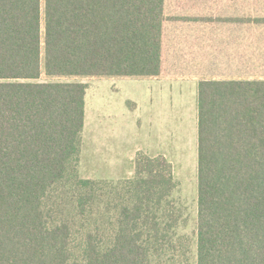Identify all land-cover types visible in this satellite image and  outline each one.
<instances>
[{
	"label": "trees",
	"instance_id": "16d2710c",
	"mask_svg": "<svg viewBox=\"0 0 264 264\" xmlns=\"http://www.w3.org/2000/svg\"><path fill=\"white\" fill-rule=\"evenodd\" d=\"M164 20V0H0V264H264V80L198 83L191 232L163 156L79 175L87 85L60 79L159 76Z\"/></svg>",
	"mask_w": 264,
	"mask_h": 264
},
{
	"label": "rangeland",
	"instance_id": "374dc122",
	"mask_svg": "<svg viewBox=\"0 0 264 264\" xmlns=\"http://www.w3.org/2000/svg\"><path fill=\"white\" fill-rule=\"evenodd\" d=\"M258 7L264 8V2L257 3ZM173 9L168 6L167 15ZM170 72L173 73H164L163 77L177 74ZM60 80L78 81L87 85L84 97V129L77 167L80 177L107 181L130 178L137 154L163 156L172 166L176 183V204L182 206L187 217L185 231L191 232L197 210V87L192 90V84L186 83L190 87L183 89L185 95L181 98L175 95L176 88L167 83L168 86L164 84L161 87L158 96H153L152 105L155 108L160 107L162 113L163 135L161 143L158 144L154 141V132L153 135L145 137L143 131L140 135L139 132L136 133L134 126H126L124 122L127 118L130 122L134 119V124L140 129L145 127L147 132L152 125L155 126L154 114H147L151 106L145 87L150 82L109 77H69ZM48 81L50 79L44 74L37 80L42 83ZM112 86L118 89L115 96L109 91ZM124 99L131 101L124 102ZM126 108L134 115L128 114ZM138 147L141 151H136ZM144 149L149 151L145 152ZM160 151L163 153H156Z\"/></svg>",
	"mask_w": 264,
	"mask_h": 264
},
{
	"label": "crops",
	"instance_id": "0c3cea01",
	"mask_svg": "<svg viewBox=\"0 0 264 264\" xmlns=\"http://www.w3.org/2000/svg\"><path fill=\"white\" fill-rule=\"evenodd\" d=\"M263 2L264 0H164L160 75L151 78H120L134 80L133 82H150L145 87L151 106L147 114H154L156 124L147 132L145 127L140 129L135 125L134 119L130 122L127 118L124 121L126 126H134L136 133L139 132L140 135L143 131L145 137L154 132V141L160 144L163 135L162 113L160 107L152 105V98L159 95L164 84L174 86L175 95L183 98V89L190 87L186 83L192 84V90H195L200 81L264 80V8H257V3ZM168 6L174 9L167 15ZM170 71L177 74L163 77L164 73H173ZM179 86L181 89H178ZM109 91L115 96L118 89L112 86ZM195 93L196 91L194 96ZM127 101L131 100L124 99V102ZM175 109L178 113V107ZM126 112L134 115L127 108ZM176 120L178 122V118ZM139 148L136 151H141Z\"/></svg>",
	"mask_w": 264,
	"mask_h": 264
}]
</instances>
